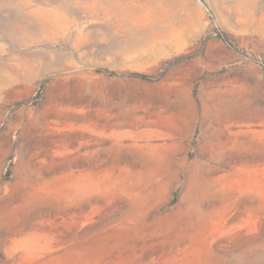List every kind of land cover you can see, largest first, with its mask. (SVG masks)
Wrapping results in <instances>:
<instances>
[{
    "label": "rangeland",
    "instance_id": "374dc122",
    "mask_svg": "<svg viewBox=\"0 0 264 264\" xmlns=\"http://www.w3.org/2000/svg\"><path fill=\"white\" fill-rule=\"evenodd\" d=\"M0 264H264V0H0Z\"/></svg>",
    "mask_w": 264,
    "mask_h": 264
}]
</instances>
